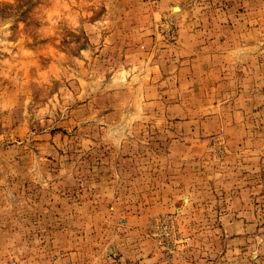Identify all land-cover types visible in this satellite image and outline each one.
Wrapping results in <instances>:
<instances>
[{"label": "rangeland", "instance_id": "1", "mask_svg": "<svg viewBox=\"0 0 264 264\" xmlns=\"http://www.w3.org/2000/svg\"><path fill=\"white\" fill-rule=\"evenodd\" d=\"M0 264H264V0H0Z\"/></svg>", "mask_w": 264, "mask_h": 264}]
</instances>
